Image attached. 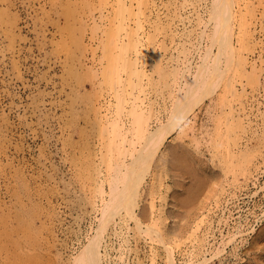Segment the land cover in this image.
<instances>
[{
	"label": "rangeland",
	"instance_id": "rangeland-1",
	"mask_svg": "<svg viewBox=\"0 0 264 264\" xmlns=\"http://www.w3.org/2000/svg\"><path fill=\"white\" fill-rule=\"evenodd\" d=\"M211 1L201 0L200 2L203 4L201 5V14L205 22L203 25L207 23L205 31L210 29L208 26L210 17L207 10L211 6ZM263 1H257L260 4H254L255 8L260 10L264 6H261ZM64 3L65 0H0V264H72L75 256L95 235L96 227L100 224L98 219L101 212L98 208L102 202L101 191L98 194V190L102 186L104 189L107 188V194L105 192L104 197H110L108 194L110 184L107 183V179L110 180L107 176L110 165L108 163H106L108 165H103L106 160L101 162L102 165L98 164L99 162L95 163L103 175L98 173L100 170L97 169L92 171V174H89V170L85 172L86 162L89 163L91 160L85 161L87 158L84 154L89 151L88 147L93 150V147L98 146L97 143L102 140L100 128L107 123L106 118L99 124L95 120L93 110L88 109L95 84L92 82V80L94 81V75L92 77L94 70L92 69L99 72V67H101L97 63V58L101 57L102 52L99 35H97L98 37L92 36L90 26L86 28L72 26V30L67 31L65 20L58 16ZM11 23L16 24L13 31L10 30ZM61 30L82 38L86 47H84L85 45L77 47L74 43L70 45L71 39L67 43H63L64 38ZM208 31L207 33H209ZM199 32L195 39L198 46L189 54L193 71L190 69L187 76L194 74V70L196 71L198 68V64L194 65V63L199 62L200 64L201 59L199 58L210 43L209 39L201 34L203 31L199 30ZM258 39L261 42V48L259 45H254L251 57L256 59L257 64L259 63L257 68L260 66L258 69H263V72L259 73L258 81L255 82L256 79H254L253 83L250 82L252 84L246 82L245 79L242 80V86L246 88V92L243 94L246 93L245 96H247L241 99L243 103L238 102L240 99L233 102L234 97H230L232 102L225 104L226 95L222 87H218L212 93L213 95L211 94L208 99L196 106L195 114H191L187 119L186 130L181 131L182 127H180L167 138L164 145L166 149L163 147V150H166L164 157L166 160H163L164 162L162 159L157 160L153 165L155 167L146 175L145 183H142L138 211L143 207L145 214L150 216L151 212L148 213L147 210H150L151 204L155 205L156 209L164 211L167 208L168 210L173 209L174 215L170 214L168 221H170L169 227L177 234H174V241L169 237L167 243L175 251L176 264H185L184 262L186 264H264V154H262L264 153V89H262L264 88V63H262L264 62V58H262L264 57V45H262L264 43V22ZM178 41L176 38L172 44L168 40V43L173 45L172 49L168 51L163 49L162 55L168 56V58L172 54L174 55L176 52H173L175 51L173 49ZM234 41L236 43L238 40L235 38ZM96 43H99V46ZM97 46L98 48H95ZM214 50L216 51L217 48L215 47ZM91 51H95L97 54ZM93 54H95L94 60L92 59ZM177 54L173 57L175 67L183 70V66L177 62ZM168 58L163 59L164 63ZM96 65L98 66L96 67ZM251 67L247 65V70H251ZM151 69V65H146V70L149 74L151 73L150 78L152 76L154 79L156 78L155 84L153 83L154 79H152L153 82L147 80L145 89L149 90V92L146 91L147 94L150 93L147 100L150 101V104L152 103V111L149 109L152 116V128L169 118V111H172L170 109L174 106L175 92L173 85L168 87L167 83L164 82V84L162 80L160 83L157 79V77L159 78L157 72H153ZM242 81L235 84L238 92H240V88L242 89L240 84ZM157 83L158 85H156ZM163 84L164 87L161 88ZM153 89L155 90L153 91ZM155 91L160 94H156ZM170 91L174 93H170ZM218 91L224 95L218 96ZM158 97L162 98L158 99ZM217 98L218 100H215ZM107 102L106 105L109 107L110 102ZM150 104L149 106H151ZM241 104L246 105L247 108L246 112L242 114L236 112ZM111 105L110 108L115 111L116 105H113L114 107ZM125 105L127 107L130 104L125 103ZM230 107L232 109L235 107V111H231ZM227 111H231V113ZM232 113L235 117L243 115L240 117L243 121L241 128L229 130L232 133H228L231 137L228 136L230 139L227 140L221 135L222 132L227 134L230 129L226 119L230 120L232 116L229 115H233ZM246 113H249V117ZM124 114H121L122 119L130 124L131 117ZM219 126H223V130H218ZM244 126L246 133L245 129H242ZM235 133L238 134V137L234 136ZM226 134L224 133V135ZM102 135L105 136V132ZM234 138H238L242 144V146L236 147V151L242 147L246 151L248 150L245 157L249 158L250 154L255 156V159L254 156L250 157L253 161L249 163V176L243 173L246 162H237L231 156L229 159L233 158L234 160V164L231 162V165L229 159H227L229 162L227 160L223 162L220 156L214 155L215 146H219L221 143L224 144L221 147V149L224 148V152L229 148L235 149L232 145L233 142L236 143L237 139L234 141ZM260 139L263 141H259ZM243 142L247 144L245 145ZM256 142L260 145L258 146ZM252 147L256 148L252 149ZM260 149L262 150L260 151ZM187 150L190 152L188 153ZM180 154L183 155V158H189L185 160L187 163L183 158L180 160L182 156H179ZM174 156L180 157L178 159L185 166L175 160L177 158L174 159ZM233 165L237 167L233 168ZM188 168L190 170H187ZM230 169L232 170L229 172ZM87 179L89 182H86ZM91 189L93 191L89 192ZM95 195L96 208L90 204V201L95 200ZM153 197L154 199H152ZM144 206L148 208L145 209ZM163 218L165 219V217ZM165 221L167 220L165 219ZM112 222L108 225L106 233V240L109 244V256L106 258L108 264H150L153 260L152 257L154 258L152 263L169 264L167 263L169 256H165L168 254V250L158 240V237L154 236V240L146 232H142V235L136 233V225L131 219L128 224L135 226L127 230V227L114 225ZM148 222H144L145 228L149 226ZM232 233L235 234V237L231 238ZM176 244H179L178 247ZM149 247L153 248L150 250ZM202 251H206V254ZM217 251L218 253L215 254ZM142 255L144 256L142 257ZM204 256L207 257V260L204 259ZM122 257L124 261L121 260ZM198 260L202 262H198Z\"/></svg>",
	"mask_w": 264,
	"mask_h": 264
},
{
	"label": "bare ground",
	"instance_id": "bare-ground-1",
	"mask_svg": "<svg viewBox=\"0 0 264 264\" xmlns=\"http://www.w3.org/2000/svg\"><path fill=\"white\" fill-rule=\"evenodd\" d=\"M257 1H259V0H212L211 6L207 10V12L209 13L208 16L210 17V22L208 24V26H210V29H209V31L208 30L205 31V28H207L206 27L207 23L203 25L204 20H203L202 14H201V5H203V4L200 3L201 0H65V3L68 5H66L64 3L60 9V13L58 15L59 18H63L65 20V24H66L65 29L67 31H69V30H72V28H73L72 26H74V27L79 26L80 28H83V27L86 28V27L90 26L91 31L89 29H88V31L91 32L92 36L94 35V36L98 37L97 35H99L98 38H99L100 46L102 48V49L100 48L102 50V52L100 54L101 57L97 58L98 62L96 61L99 64V66H101V67H99L100 68L99 72H97V70H96V72H97L96 73L95 69H92V70H94V73H95V74L92 73V77L94 75V81L92 80V82H94L95 84L93 86V89H92L93 92L91 94V100L92 101L91 102L89 101L90 106H88V109L91 108L93 110L95 120H97L99 124L102 122L103 119L106 120V118H107V123L105 122L106 124L105 125L103 124V126H101V128H100V131H101L100 137L102 140H100V142L97 143L98 146L93 147V150H91V148L88 147L89 151H87L84 154V155H86V158H87V159H85V161L91 160V162H89V163L86 162V167L88 169L86 168V170L85 169L84 170H85V172H88V170H89V174L90 173L92 174L94 172V170H96L98 168L97 164H96L97 167H94V166H96L95 163L99 162L98 164H100L101 162H103V160H104V162L106 160V162L103 163V165L106 163H108L110 165V170L108 172H109V175L111 177L110 178L109 175L107 174L108 178L110 179V180L107 179V181H108L107 183L110 184V188H111V190H110V188L108 190L109 191L108 194L110 197H104L105 192L107 194V190H106L107 188L106 189L102 188L103 187L102 185H101L102 186L101 189L99 187L100 190H98V194L101 191L100 197H101L102 203L99 204L100 208H98V210L101 212V215H100V218H99V216H97L99 218V219L97 218L98 223H100V224H99V226L96 227L97 228L95 231L96 233H94L95 235L92 236V238L90 239L88 244L83 249H81L80 252L75 256V259L72 262V264H105V263L108 264V262L106 261V258H107V256H109L108 255L109 244H108V241L106 240V238H107L106 233H107L108 225L112 221L114 222V223L112 222L114 225L118 224V226L127 227L126 230L136 225L135 226L136 233L138 232L139 234L142 235V232H146L149 236H152V238L154 240H155L154 236H156V238L158 237V240L160 242H162L168 250V254L165 255V256H169V262H167V263L176 264L177 260L175 261V257H174L175 251H174L173 247L167 243V239H169V237H171L172 241H174L173 240V239H175L174 234H177L176 232L172 231V229L169 227L170 221H168V219L171 216L170 214L174 215L173 209L170 208L168 210V208H167L166 211H164L163 209L162 210L156 209L155 205L151 204L150 210H147V211H149L148 213L151 212L150 216H149V214H145V210L143 207H141L140 211H138V207H139L138 202H139V198H140V194H141L140 189H141L142 183L146 179V175H148L150 170L155 167V166H153V165H155V162H157V160H159V159H162V161L166 160V159H164V157L166 155V153H165L166 150H163V147H164V149H166L165 148L166 146H164V145L166 143L167 138L172 133L177 131V129H179L180 127H182L181 131L183 129H184V131L186 130V126H188V123H187L188 120L187 119H188V117L191 116V114H195V108L198 104H200L202 101L208 99V97L211 96V94L214 93L218 89V87H222L223 92L226 95L225 96L226 97L225 104H229L232 101L235 102V100L237 102V99L241 100L246 95V93H245V95L243 94L244 92H246V88H245V86H242L243 85L242 80L245 79V80H247L246 82H248L249 84H252L253 83L252 81L254 79H256V80H254L255 82L260 79L259 73H261V71L263 69H261V70L258 69L260 67L259 66L257 68L259 63L257 64L256 59L254 60L251 57V55H252L251 53H253V52H251V51H253V49H252L253 46L254 45L260 46V44H261V42H259V39H258V34L260 32H262L263 22H264V11H263L264 9L263 10L261 9V8H264V6H263L264 1L260 0V1H263V3H261V6H263V7H261L260 10L256 9L254 6V4H258V3L260 4V2H257ZM203 14H205V13H203ZM202 25L204 28L202 27ZM15 27H16V24L14 23V24H12L10 30L13 31L15 29ZM199 30L203 31V33H201V34H203V36H206L209 39L210 43H209L208 48H206V50L204 49L205 51L202 52V54L200 56L201 58L198 57L199 59H201L200 64H199V62L194 63V65L198 64L197 65L198 68H196V71L194 70V74H192V75L188 74L189 76H187V72L193 66L190 63V61H192V60L189 58V54H190V52H193L194 50H196V47L198 46L197 43L195 42V39H197V35L200 33ZM207 31L209 33H207ZM61 34L63 35L62 37L64 38V42L62 41L63 43H67V41L69 39H71L72 43L68 42V43H71L70 45H72L73 43L77 47L85 45V43H84L85 41L82 38H78L76 35L74 36V34L70 35L67 32L62 31V30H61ZM73 36H74V39H72ZM92 36H89V37L91 38ZM194 36H196V37L194 38ZM261 37H263V36H261ZM176 38L179 41L180 40L181 41H180V43L178 41V44H176L175 45L176 47L173 49L175 51H173V50L172 51L178 53L177 54V56H178L177 62H178V64H180V66H183V68H184L183 70H180V68L178 69L177 67H175L176 64L173 61V57L176 53L174 55L173 54L171 55V53H170L171 56L169 58H168V56H166L168 58L166 63H164V61H163V59L164 58L166 59V57H164L161 53V51L163 49H164V51H168V50L172 49L173 45H171V43L173 44V42L176 40ZM235 38L238 40V41H236V43L234 41ZM168 40L171 41L170 44L168 43ZM205 40H207V39H205ZM200 42H199V44H200ZM207 42H208V40H207ZM96 44H98V46H99V43H96ZM251 44H252V47H251ZM205 45H206V42H205ZM262 45H264V43ZM98 46L95 48H98ZM84 47H86V45ZM215 47L217 48L216 51L214 50ZM248 47H251V48H248ZM260 48H261V46H260ZM95 50L98 51L97 49H95ZM199 50L201 51L202 49H199ZM197 51H198V49H197ZM91 52H93V51H91ZM258 52H259V54H261L260 51H258ZM195 53H196V51H195ZM94 56H95V54H93V57H92L93 60H94ZM258 57H259V55H258ZM256 58H257V56H256ZM259 58H261V57H259ZM262 58H264V57H262ZM175 59L177 60L176 56H175ZM262 63H264V62H262ZM148 64L152 66L153 72L154 71L157 72V74H158L157 76H159V78L157 77V79L159 80V82L161 83V80L163 81V83L166 82L168 87L173 85V88H174L173 90L175 92V96L173 97L174 98V106L172 109H170L172 111H169L170 112L169 118L166 119L167 121H162L158 125H156V126L154 125L155 127H152V128H151L152 116L150 115V111H149V109L152 111V105H151L152 103L150 104V101L147 100V97L150 93L147 94L146 93L147 90H145V89H146V81L148 80L149 82H153L152 79H154V77L152 76L150 78L151 73L149 74L148 70H146V65L148 66ZM164 64H165V66H164ZM247 65H250V67L252 66L251 67L252 71L247 70ZM97 66L98 65H96V67ZM96 67H94V68H96ZM168 68H170L169 71H168ZM191 71H193V69H191ZM249 71H251V72H249ZM153 74H155V73H153ZM243 77H245V78H243ZM168 81H170V83H172V84L168 83ZM239 81L240 82L242 81V83H240L242 86V89L240 88V92H238L237 86L235 85ZM155 82H156V80L153 83L155 84ZM250 82H252V83H250ZM150 84L152 85V83H150ZM164 84L161 88L164 87ZM156 85H158V83ZM147 86H148V84H147ZM161 88H160V90H162ZM170 88H172V87H170ZM148 89H151V88H148ZM247 89H248V87H247ZM262 89H264V88H262ZM154 90L155 89H153V91ZM241 91H243V92H241ZM248 91H249V89L247 90V93H248ZM252 91H254V90L252 89ZM147 92H149V90ZM171 92H173V91H170V93ZM263 92H264V90H263ZM144 93H146L145 96H143ZM155 93L157 94L159 92L155 91ZM220 93H222V92H219V94ZM161 94H162V91H161ZM219 94H218V96L224 95V94H220V95ZM252 95H253V93H252ZM250 96H251V94H250ZM170 97H172V96H170ZM230 97H232V98L234 97V100L230 101ZM245 97H247V96H245ZM252 97H251V99H252ZM152 98H155V97H152ZM159 98H162V97H158V99ZM153 100H155V99H153ZM162 100H164V99H162ZM212 100H214V99H212ZM215 100H218V98ZM240 100H238V102L243 103V101L241 100L242 101L241 102ZM107 101L110 102L109 107H108V105H106V104H108ZM171 102H172V100H171ZM215 102H217V101H215ZM247 102L250 103L249 101H247ZM125 103L130 104V105L126 107ZM149 104L151 106H149ZM110 105H111V107L113 105H116V107L113 106L115 111L112 110L113 108H110ZM157 105H159V104H157ZM164 105H166V104H164ZM171 105H172V103H171ZM238 105H240V104H238ZM208 106L206 107V109L208 108ZM230 106H232V105L230 104ZM105 107H107V108H105ZM238 107H240V106H238ZM119 108H121V110H119ZM230 108L232 109V107H230ZM108 109H109V111H107ZM231 109H229V110H231ZM234 109H235V107H233V109L231 111H235ZM246 109H247L246 105L241 104V107L237 108L236 112L238 111V113L242 114V113L246 112ZM223 110L226 112L225 109H223ZM207 111H208V109H207ZM231 111L230 112L227 111V112L231 113ZM154 112H155V109L153 110V113ZM153 113L151 112V114H153ZM209 113H210V110H209ZM228 113H227V116H228ZM121 114L128 115L129 117H131V120L129 121L130 124H127L128 122H125V120L122 119ZM248 114L246 113L247 116H248ZM128 116H127V118H128ZM229 116L230 117L232 116V118H231L232 120L226 119V122H227V126H229L228 128H230V129L227 128L228 129L227 134H226V132H222L223 133L222 135L220 133V135L222 137L227 138V140L230 139V138H228V136H230V134H228V133H230V132L232 133V131H229V130H231L232 128L235 130L237 127H240L241 122L243 121L242 118H240V117H243V115L242 116L237 115L236 116L237 118L234 116V114L229 115ZM233 116H234V119H233ZM243 124H245V123L243 122ZM248 124H250V123L248 122ZM262 125H259V126L262 127ZM243 128L245 129V133H246L245 126L242 127V129ZM263 128H264V126H263ZM218 130H220V131L223 130V126H219ZM181 131L179 132V134L181 133ZM104 132H105V136L102 135V133H104ZM233 132H235V131H233ZM224 133L226 135H224ZM235 134H234V136L238 137V134L237 133H235ZM251 134H252V132H251ZM259 137H261V136H259ZM235 139H237V141ZM255 139H256V137H255ZM263 139L262 140L260 139L259 141H263ZM231 140H233V139H231ZM234 141H236V143H234L232 141L233 142L232 146L235 147V149L229 148L225 152H224V148L221 149V147L224 144L221 143V145H219V146L214 145L215 146L214 155L215 156L217 155V157L220 156V158L223 159L222 160L223 162H225L231 156L237 162H241V161H242V163L246 162V163H244L245 169H244L243 173L248 175L250 172L249 171V163L251 161H253V159L251 160L250 157L252 156V158H253L254 155L250 154L251 155L250 156L247 154L250 157L249 158L245 157L246 153H248V150L246 151L242 147H241V149H239V151H236L237 150L236 147L242 146V144L238 141V138H234ZM263 142H262V144H263ZM256 144H257V142H256ZM250 145H252V144H250ZM257 145L259 146L260 144H257ZM194 147H192V148H194ZM254 148H256V147H254ZM254 148L252 147V149H254ZM246 149H247V147H246ZM197 150H198V148H197ZM261 150L262 149H260V151ZM256 151H258V150H256ZM184 152H186V150H184ZM189 152L190 151H188V153ZM192 152H193V150H192ZM252 152H250V153H252ZM262 154H264V153H262ZM181 155L182 154H180L179 156H181ZM195 155H196V153H195ZM188 156L190 157V154ZM175 158H177V157L174 156V159ZM178 158H180V157H178ZM178 158L175 160H177V161L182 160L183 155L181 156L180 160ZM185 158H183L184 161L189 159V158H186V159ZM233 158H231V160L229 159L230 162H229V160H227V162H229L231 165L234 161ZM254 159H255V156H254ZM185 162L187 163V161H185ZM220 163H222V162H220ZM242 163H240V165H242ZM108 164H106V165H108ZM180 164H181V161H180ZM188 164H189V162H188ZM101 165H102V163H101ZM181 165L185 166V164H181ZM236 165L240 166L239 164H236ZM227 166H228V163H227ZM104 167H107V166H104ZM104 167H101V168H104ZM236 167H234V165H233V168H236ZM99 168H100V165H99ZM97 170H100V169H97ZM187 170H190V168H188ZM231 170L232 169H230L229 172ZM225 172H227V171H225ZM98 173L103 175V173H101V170L98 171ZM100 174H98V175H100ZM104 174H106V173H104ZM93 176H94V174H93ZM96 176H97V173H96ZM248 176H246V177H248ZM234 177H236V176H234ZM236 179H237V177H236ZM86 182H89V180L87 179ZM100 182H103V181L100 180ZM100 182H98V183L101 184ZM98 183H97V185H99ZM103 184H105V183L103 182ZM91 187H92V185H91ZM95 187H97V186H95ZM108 187H109V185H108ZM142 188H144V187H142ZM85 190H86V188H85ZM92 191L93 190L91 189V191H89V192H92ZM95 192H97V191H95ZM153 194H155V193H153ZM96 195L94 197L95 200L90 201V204L92 206H94V208H96L95 207L96 206ZM145 195H146V193H145ZM142 196H143V194H142ZM155 196H156V194H155ZM154 197L152 199H154ZM97 198H98V195H97ZM149 199H150V196H149ZM153 201H155V200H153ZM144 207H145V209L148 208L146 206H144ZM93 211H95V209H93ZM147 211H146V213H147ZM146 215H148L149 218L146 217ZM163 217H165V219L167 221H165V219ZM130 219L134 221L133 223H135V225L130 226L128 224ZM145 221H149L148 222L149 226H147L146 228L144 225ZM197 227L199 228V226H197ZM204 227H205V225H204ZM116 228L117 227H115V229ZM198 228H196V229H198ZM118 230H119V228H118ZM122 231H121V233H122ZM128 232H129V230H128ZM261 232H263V231H261ZM124 234H125V232H124ZM141 235H139V236H141ZM234 235L235 234H233L231 236V238ZM112 236H113V234H112ZM152 238H149V239L152 240ZM208 238H210V237H208ZM134 240H135V238H134ZM158 240H156V242H158ZM197 240H198V238H197ZM205 240H207V239H205ZM128 241H129V239H128ZM199 242H200V240H199ZM173 244H175V242H173ZM176 245L178 247L179 244H176ZM151 246H154V245H151ZM199 246H200V244H199ZM126 247H125V249H126ZM118 248H119V246H118ZM151 248H153V247H151ZM151 248H150V250H151ZM181 249H182V247H181ZM200 249H202V247ZM131 251H132V249H131ZM218 251H220V250H218ZM218 251L215 254H217ZM121 252H123V251H121ZM205 252H203V253H205ZM165 253H167V252H165ZM189 254H190V252H189ZM151 255L153 256L154 254L152 253ZM121 256H123V255H121ZM143 256L144 255H142V257ZM212 256H214V255H212ZM198 257H199V255H198ZM151 259H153V260H151L150 264H156V263H152V261L154 262V258L152 257ZM204 259L207 260V257L205 258V256H204ZM121 260L124 261L123 257ZM200 260H202V259H200ZM200 260H198V262ZM205 260H202V261H205ZM202 261H200V262H202ZM149 262H150V260H149ZM198 262H196V263H198ZM184 263L186 264V262H184Z\"/></svg>",
	"mask_w": 264,
	"mask_h": 264
}]
</instances>
